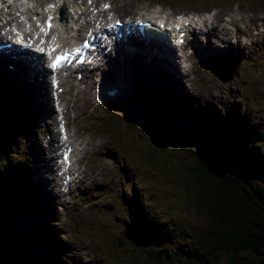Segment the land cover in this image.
Wrapping results in <instances>:
<instances>
[{"label":"rangeland","instance_id":"obj_1","mask_svg":"<svg viewBox=\"0 0 264 264\" xmlns=\"http://www.w3.org/2000/svg\"><path fill=\"white\" fill-rule=\"evenodd\" d=\"M47 1L61 2L62 0H31L28 11H41L42 4ZM72 1L83 3L82 0ZM97 1L100 3L111 2L114 11L120 14L129 10L140 14V9L147 10L149 5L158 6L159 11L160 9L174 11L175 8L179 10L189 7H210L214 10V15L220 17L225 16L227 12V4L219 1L212 3L214 5L208 4L207 6L186 5L182 4L180 0H172L173 3L169 2L167 5L158 0ZM233 3L244 11L243 21L250 20L243 28L236 29L234 27V31H232L237 36L236 47L245 52L241 58L235 57L239 64H237L235 79L222 84L206 70L200 68L201 60L196 57L195 63H193L198 68L191 76L193 79L190 82L194 85H190L188 88L189 90L191 88L199 89V99L191 97V95L188 97L191 98L189 104L194 107V110L183 112L185 116H178L175 112L172 113V116L167 115L164 109L159 110L156 105L152 104L146 110L141 121L131 124L127 120V107L123 104L113 107V111L100 109L97 119L90 118L99 125L103 123L101 117H107L109 132L123 140L122 145L118 146L114 144L113 137L104 128L95 129L90 118L81 116L77 119L76 90L66 95L67 98H72V102L69 103V108H72L73 111L71 112V121L75 127L72 130L74 133L72 139L87 143L84 154L76 158L79 177L72 194L61 195V182L57 176L54 161H52L51 170L47 172L43 167L44 156L35 159L36 147H41L40 150L49 156L47 141L52 136L58 139V132H54L57 129L54 126L56 123L53 117L51 118L53 119L52 125H47L46 121L40 117L28 120L34 125L33 135H29L27 139L18 136L17 141L13 140L8 143L5 152L9 157L16 155L17 152L23 154L29 162V167L26 168L27 177L32 183H40L47 198L55 205L53 210L55 217L50 219V225H53V230L58 232L59 249L66 244L69 248L68 254L77 256V260L84 264H91L92 260V264H96L95 260L98 261V264H146V257L140 250L143 245L142 237L135 231L133 225L134 218L141 214H139L140 202L134 203L132 198L140 194L146 210L152 216L158 220L161 217H169L174 226L180 225L179 227L186 229L185 237L198 240L197 248H200L201 244L204 245L200 253H206L209 250L212 241L207 231L217 217L221 218L224 215V211L220 208H216V212L212 210V205L218 206V203L210 197L209 192L204 190L209 183L203 172L206 170L213 174L215 162V159H209L207 155L215 156L216 150L227 148L238 152L240 159L243 157V162L246 160L253 165L256 170L255 175L264 166V0H235ZM217 5L222 8H218ZM83 8L79 4V10L83 11ZM62 34L67 45L77 40V32L63 30ZM203 40L205 41V39ZM217 42L223 44L221 41ZM201 43L206 44L202 41ZM244 44L248 46L244 47ZM213 45L215 44L213 43ZM228 56L229 54H225L223 59H228ZM188 65L191 66L190 63ZM204 71L206 73L202 75ZM1 75H7L8 80H0V86H2L0 91L5 89L14 92L12 86L17 80V75L10 77L12 80L9 79L6 69L1 70ZM195 77L197 78L195 79ZM191 78L189 79L191 80ZM25 87H27V96L31 98L32 108L35 109L37 103L30 93L31 87L29 85ZM146 93L149 92L146 91ZM2 95L7 97L4 92ZM166 96L168 97V95ZM12 102L17 104L18 100L14 98ZM211 107L217 111L222 109L220 111L222 116L227 113L231 114L233 121L231 130L226 131L224 127L222 128L223 124L219 117V123L215 127L211 126L207 130L201 131V127L210 126L206 123L212 116ZM204 108H208L205 110L206 112L203 110ZM198 110L199 114H196ZM239 111L246 114L245 122L240 128L237 126V121L241 116ZM0 113L5 115L2 106H0ZM14 114H17V108L14 109ZM187 116H195L200 120L203 118L205 124L199 126L197 125L199 122L190 121L186 118ZM168 118L172 120L171 123L168 122ZM249 122L253 126L246 128ZM0 126H3L1 118ZM40 129L45 131V135L41 144L37 146L35 139L39 137ZM50 131L53 134L50 135ZM222 132H224L225 141L223 147H220L216 142V137ZM233 133L239 135L234 136ZM5 139L7 137L3 136L0 141L1 145H4ZM158 139L164 142L166 150L155 148V141ZM177 145L181 147L180 151L169 155L167 150L170 151ZM255 153L259 156L257 157ZM252 155L256 157L252 158ZM202 166H205V169ZM117 167L119 168L117 169ZM122 169L132 174L134 180L137 182L138 179L139 182L124 181ZM263 180L262 174H257L253 178L259 187L263 185ZM50 181L54 183V190H49ZM203 190L206 192L204 195ZM259 190L263 189L260 187ZM133 206L137 209L134 210ZM2 211L0 210V225L2 228L14 230L7 224L8 217L2 215ZM205 216L208 218L206 219ZM14 217L12 219L19 226L14 222L15 225L21 230H25V224ZM167 227L168 223L165 220L163 227L159 226V236L162 239H168L170 236L169 230L164 231ZM204 229L206 233L203 236L201 231ZM155 233L157 234V232ZM22 235L26 246L19 247L27 256L29 252L26 247L33 251L35 264L39 261L38 249L40 247L44 249L41 240L45 239L46 234L40 235L41 243H39V236L34 237V235L25 233ZM142 235H145V232H142ZM148 248L154 251L152 244H148ZM63 253L64 256L57 260V264H62V262L70 264L68 260H63L66 251ZM95 257L96 259H94ZM230 260L228 255L221 254L213 260L212 264H231ZM260 260L259 256L250 254L240 257L235 264H264V262L260 263ZM191 261L192 258L189 257L178 264H186Z\"/></svg>","mask_w":264,"mask_h":264},{"label":"trees","instance_id":"obj_2","mask_svg":"<svg viewBox=\"0 0 264 264\" xmlns=\"http://www.w3.org/2000/svg\"><path fill=\"white\" fill-rule=\"evenodd\" d=\"M245 119L243 116L239 117L237 121L238 128L245 122ZM224 122L226 124L222 128L224 127L226 131L231 130L233 121L230 113L224 118ZM207 125L210 126L201 127V131L207 130L211 126L215 127L211 123ZM252 126L249 122L246 128ZM223 133H219L216 137V142L220 147H223L225 141ZM237 135L239 134H234V136ZM1 140L2 136L0 135ZM155 142V148L166 150L163 141L158 139ZM1 146L0 144V210H6L2 199L5 194L8 205L12 204L21 212H23V207L27 208L28 213H23L27 218L26 220L34 222L37 219L38 223L35 227L25 224L26 229L21 230L12 219L13 216L16 218L14 213L4 214L5 217H8L7 224L10 225L9 227L12 226L14 230L2 228L0 225V264H34L33 251L26 247L29 252L27 256L19 246H26L23 242V233L34 235V237L39 236V243H41L40 235L45 233L43 230L44 224L48 225V222L44 219L46 201L38 197L39 193L42 194V192H39L38 183H32L27 177L26 168H28V163L25 165L24 162H18L22 156L9 157L7 154L2 153ZM175 148L180 147L175 146ZM221 150L225 154H221L219 149L217 156L207 155V158L215 159L213 174L206 170V172H203L209 183L204 190L209 192L210 197L218 203V206L212 205V210L216 212V208H220L224 211L223 218L217 217L210 224V229L207 231L212 241L209 250L206 253H200L204 245L201 244V247L197 248V239L182 236L183 233L180 227L174 226L169 217H161L158 220L148 212L145 215V225L143 227L134 225L135 231L142 237L143 245L141 244L140 250L146 257V264H178L189 257L192 258V261L186 264H212L213 260L221 254L228 255L231 264L237 263L240 257L250 254L259 256L261 258L260 263L264 262V182L260 186L263 190L260 191L259 185H256L257 183L253 181L257 174H262L264 177V166L255 175L254 166L246 160L243 162V157L240 159L238 152L227 148H221ZM255 154L257 157L259 156L257 153ZM253 157L256 156L252 155ZM204 190L203 195L206 193ZM18 198L21 203L17 201ZM205 218L207 219L208 216H205ZM164 220L168 223V227L164 231L169 230L170 232L168 239H162L159 236V226L163 227ZM142 232H145V235H142ZM150 233H153L152 238L147 236ZM205 233V229L201 231V235L204 236ZM148 244L153 245L154 251L148 248ZM163 244L164 246H162ZM39 249H42V247ZM39 249L37 255L39 261L35 264H44L45 262V264H57V260L65 252V248L60 247L59 249L57 247L55 254L47 255L45 253L41 254ZM62 264L65 263L62 262ZM77 264L84 263L77 260Z\"/></svg>","mask_w":264,"mask_h":264},{"label":"bare ground","instance_id":"obj_3","mask_svg":"<svg viewBox=\"0 0 264 264\" xmlns=\"http://www.w3.org/2000/svg\"><path fill=\"white\" fill-rule=\"evenodd\" d=\"M165 2H167V0H165ZM182 4H186L189 5L187 3V1H182ZM5 4L4 2H1L0 5ZM9 4L8 6H5L4 8H12L13 12L10 15V19L13 20H17V18H19V10L17 9V7H13L11 6V1L9 0V2L7 3ZM176 4V3H174ZM60 6L63 7H67L69 4L65 2V0H62L61 2H59ZM78 8V7H77ZM201 10H207L208 7H198ZM231 10H228L226 12V14H234L236 13V10L232 9V7H229ZM75 8L73 7V10ZM56 10V8H55ZM237 11L240 13V16L242 18L244 17V11L240 10L239 8H237ZM60 12V11H59ZM7 14V13H6ZM171 20L174 19L173 15L170 16ZM157 22L155 23H160L159 21H163L162 17L159 16V19L156 17ZM205 22L203 20L202 16H198L193 18V22L197 25L200 24L201 22ZM247 22H250V20H244L243 23L240 24L239 26V22L233 24L234 27H236V29L243 28ZM90 23V15L87 16L86 14H83V16H79L77 17V34L78 36L81 38V40L83 42H89L91 40V34L88 31V26L87 24ZM190 23L192 24V20L190 19ZM26 28H28V21L26 20V24H25ZM100 27H102V24L100 25ZM179 27V26H178ZM204 27L202 26L199 30L203 31ZM208 29V27H207ZM79 30V31H78ZM169 30V29H168ZM181 30V28H180ZM194 32H196V36L197 38H195V44H193L190 39L187 42L184 39H180L177 36L175 37H171L169 36L170 33H168L167 31H161L160 34L164 33L166 36V41L162 42L161 44H157V43H153V42H148L147 39L145 37H143L142 42L140 41H134L133 43L130 44H126V46L124 47V51H125V55L127 58L132 59L133 62H130L128 59H125L120 65H119V71H122L124 68L129 67V70H131L132 75L135 77L136 75H143L147 73H150L152 79L154 80V82H146V87H149L148 89H152L149 90V94L151 96V101L156 104L160 109L165 105V100L166 99V95H168V97L170 96V94L173 93V96H176L178 99H191L188 98L190 95L191 97H195L197 99H199V89H191L189 90V86L191 84L181 81L182 78H185L190 72L193 73L197 70V66H195V58H200V62H199V66L200 63L202 62V64H205L206 60L209 61L210 65L211 63H213L214 67L217 69H215V72H211L215 75H220V73L222 71H224V69L226 68V66L224 65L223 61V57L225 56V54H229V53H234L237 55L238 58H241L243 56V52L241 54V50H239L238 48H236V33L235 32H229L227 30H225L224 35L220 34H215V30H214V36H215V41L213 40V38L210 36V39L212 41V45H211V41L209 40L208 42L210 44H207L201 37L199 34V31H196L195 29H193ZM131 32H134L137 36V32H135L133 29H124V33L130 34ZM142 33H155L156 30L155 29H150V28H146V29H142L141 31ZM167 32V33H166ZM210 33V32H209ZM128 35H127V39H128ZM161 38H165L164 35L160 36ZM63 39V38H62ZM181 40H183V42H181ZM201 40L202 42L206 43V45H209L208 47L210 48H205L203 46H201L199 44V41ZM217 41H221L223 44L220 45V42ZM62 42V40H61ZM213 43L215 45H213ZM194 46V47H193ZM248 45L245 44V47H247ZM27 47H30L29 45L23 46L21 45V48L27 58L28 63L30 62L32 65H24L22 64L20 61H17L16 59H14L15 54L10 53L7 55H4V53L2 52V59L0 61V65L2 67L5 68V66H13V73L12 72H8L10 74H19V76L23 77L25 80H30L33 84L37 85V87H39V89H34V93H31L32 96L36 99V103L38 105V107H40L42 109V116L43 117H51L55 115L56 111H55V107H54V101L50 96V86L48 84V82L43 79L42 74L43 72L39 69L40 67L37 64H34V62H31V57L28 54V49ZM40 53V49H37L35 53ZM136 53H139V55H136ZM162 53H167L169 54V56L165 55L163 56ZM217 55H219V57H217ZM141 57L142 59V63L144 65V67L147 70H139L138 68L134 67L133 65H139V63L135 62L136 58ZM155 58H159V59H164V64L170 66L173 69V75L176 76L174 77L172 74H170L173 77H169L166 76L164 72L161 71L160 69V62L155 59ZM231 57L228 56V59L225 60H229ZM114 58L110 59L111 61H114ZM131 60V61H132ZM194 63H193V62ZM252 61V60H249ZM184 63L186 66H189L190 69H185L184 72H182L180 70V63ZM188 63L191 64L188 65ZM235 64H238L237 61L234 60ZM239 65V64H238ZM155 68V69H154ZM209 68L211 69L212 66H209ZM0 69H2L0 67ZM10 68L7 70L9 71ZM226 71V69H225ZM235 72H237V70H234ZM109 73H110V68L108 66L107 70H106V74L103 76V78L108 77L109 78ZM232 77V76H231ZM40 78H42L43 80H40ZM3 80H8L7 78H4ZM91 80L90 78H87V80H85L84 78H79L77 79V89L79 91L81 90H85L83 96L81 98H79L78 104L79 106H85L82 107V109H92L93 111H96V107H99L98 105H101L102 103L100 101L96 102L97 99V94H98V89L96 90V84H90L89 82ZM103 80V79H102ZM113 80L119 84L120 86H125V82H124V78L123 75L120 74L118 76H115L113 78ZM221 81L223 84L224 80L221 78ZM135 86H138V84L135 83ZM79 94H77L78 96ZM79 97V96H78ZM81 101L85 102V105H83L82 103H80ZM144 105V103H140L135 105V109L140 110L142 108V106ZM190 106V104H189ZM17 108V114H14V109ZM133 108V107H132ZM80 109V107H79ZM143 109V108H142ZM175 113H179L178 108H174ZM212 110H214L212 112ZM134 111V110H133ZM220 111H222V109L220 110H215L214 107H211V113L212 115H215L219 118H221V121L223 122V125H225L226 123L224 122V118L227 116H222V114L220 113ZM225 111L227 112V109H225ZM127 112L129 115L132 114L131 108L127 107ZM206 112V111H205ZM243 112V111H242ZM240 113V111H239ZM185 114V113H183ZM3 114L0 113V117ZM134 115V113H133ZM241 116L245 117L246 114H242L240 113ZM5 116H6V121L9 123V126H0V135L4 137H7V139L4 140V145H8V143L10 141L13 140H18L19 137H24L27 139V137L29 135H33V131H34V125L33 123H29L28 120H30V116L27 112V110L24 108V106H19V107H15L14 105H12V107L5 111ZM163 116H165V114H163ZM219 118V119H220ZM169 120L168 122H172L171 119H167ZM196 122H199L198 119L196 120ZM200 124V122H199ZM197 124V125H199ZM72 123L71 125H68L66 127V129L68 130V132L71 134V128H72ZM257 131H259V129H257ZM45 135V131L40 129L39 130V137L35 139V142L37 144V146H39V144H41V142L43 141V136ZM19 136V137H18ZM250 138V137H248ZM54 142H52L51 144L47 143V148H48V154H50L49 156H46V152L41 151V147H36V155H35V159H39L42 155L44 156L45 160L43 163V167L45 168V171H49L51 170V164L52 161L55 160V157H51L50 159H48L47 157H50L52 155H54L53 153V148L55 147L56 150L60 149V146H58V142L59 140H56V138H53ZM16 140V141H17ZM115 142L117 143H121L119 140H117L116 138H114ZM259 142V141H258ZM71 145V143H70ZM72 145H77V140H73ZM71 145V146H72ZM178 146V145H177ZM180 147V146H179ZM181 149L180 148H172V151H168L169 155H173L174 153L179 152ZM225 149V148H224ZM176 150V151H173ZM68 151V150H67ZM219 150H216L214 152V154H218ZM221 148H220V153L221 154H225L221 152ZM14 156V155H13ZM16 156L20 157L22 156V158L19 159L20 162H27L29 164V162L27 161V159H25V157L23 156V154L17 152ZM76 156L75 154L69 155V159L75 161L76 163L73 165H67L66 163L63 162L64 164V168L63 169H56L57 172V176L59 177V180L61 182V188H62V192L61 195L65 196V195H70L72 194L73 190H74V186L75 183H77V159L74 157ZM61 160V158H58ZM26 160V161H25ZM203 169L205 168V166H202ZM213 168H215L213 166ZM211 169V168H209ZM137 182L138 179H137ZM39 185V192H42V194L39 193L38 197L42 198L46 201V207L45 209V220L49 223L48 225L44 224V231L46 234L45 239L41 240V242L44 244L45 248L46 246L48 247H52V248H57L59 247V242L57 240L58 237V232L54 231L53 229V225H50V219L55 217V214L53 212L54 210V204H52L51 200H49L47 198V195L44 191L43 186H40V183H38ZM49 190H54V183L53 181L49 182ZM5 195V194H4ZM3 195V201H4V206L6 210L2 211V215L3 214H10L8 212H12L14 213V215H16V219H19L20 221H22V223L26 224V225H32L33 227H35L38 223V220H34V222L28 221L26 220L27 218H25V214L23 213H28L27 212V208L23 207V212H21L18 208H16L15 206L8 205L7 203V196ZM73 196V195H71ZM138 199V198H136ZM17 201L19 203H21V200L18 198ZM22 207V205H21ZM135 210V209H134ZM138 212V211H137ZM141 212V213H140ZM148 213V211L146 210V206L143 205L141 203L140 209H139V214H141V216H145ZM173 223V222H172ZM145 225V223H144ZM180 226V225H179ZM24 228L26 229V226L24 225ZM28 229V228H27ZM183 232V235L186 232L185 228H181ZM36 231V230H35ZM2 235V234H1ZM148 237L152 238L153 237V233H150L147 235ZM56 242V243H53ZM63 243V242H62ZM57 244V247H56ZM65 244V243H63ZM62 244V245H63ZM48 247H46L45 249H39V252L41 254L45 253L47 255H52V253H50ZM63 248H65L66 251V255L65 258L70 262V264H77V256L73 255V254H68V246L65 244V246H63ZM72 250V248H71ZM62 254V253H61ZM63 255V254H62ZM64 256V255H63ZM96 259V257L94 258ZM96 261V264H98V261Z\"/></svg>","mask_w":264,"mask_h":264},{"label":"snow or ice","instance_id":"obj_4","mask_svg":"<svg viewBox=\"0 0 264 264\" xmlns=\"http://www.w3.org/2000/svg\"><path fill=\"white\" fill-rule=\"evenodd\" d=\"M89 2H91V0H89ZM51 7H55V5H51ZM104 7H105V9H107L109 7V5L106 4ZM51 27H52V24H51V17H50L49 22H48V30L49 31L51 30ZM181 42H183V40H181ZM84 47L85 48L88 47L87 42H85ZM53 51H55V48H53ZM78 53H79V50H77V54ZM69 55L70 54H65L64 56L58 57L57 60L53 63L52 67L57 68V67L61 66L62 63H66Z\"/></svg>","mask_w":264,"mask_h":264},{"label":"water","instance_id":"obj_5","mask_svg":"<svg viewBox=\"0 0 264 264\" xmlns=\"http://www.w3.org/2000/svg\"><path fill=\"white\" fill-rule=\"evenodd\" d=\"M210 66H212V69H213V71L215 72V69H214V65L213 64H211ZM233 74H234V71L232 72V74H231V76H233ZM132 110V109H131ZM131 116V118L133 119V120H135L137 117H135L134 115H133V111H132V114L130 115ZM133 122V121H132ZM134 123V122H133Z\"/></svg>","mask_w":264,"mask_h":264}]
</instances>
